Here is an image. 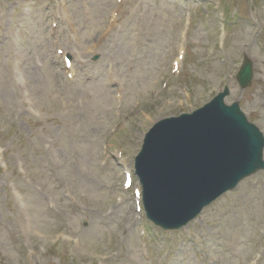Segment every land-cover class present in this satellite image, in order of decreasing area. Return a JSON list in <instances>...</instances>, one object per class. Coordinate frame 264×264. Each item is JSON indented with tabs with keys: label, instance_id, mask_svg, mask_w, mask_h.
Returning a JSON list of instances; mask_svg holds the SVG:
<instances>
[{
	"label": "rangeland",
	"instance_id": "1",
	"mask_svg": "<svg viewBox=\"0 0 264 264\" xmlns=\"http://www.w3.org/2000/svg\"><path fill=\"white\" fill-rule=\"evenodd\" d=\"M226 84L264 131V0H0V264H150L143 231L153 264H264V170L175 231L121 187L152 124Z\"/></svg>",
	"mask_w": 264,
	"mask_h": 264
},
{
	"label": "water",
	"instance_id": "2",
	"mask_svg": "<svg viewBox=\"0 0 264 264\" xmlns=\"http://www.w3.org/2000/svg\"><path fill=\"white\" fill-rule=\"evenodd\" d=\"M251 78L252 64L247 61L239 80L245 87ZM222 100L220 95L207 109L162 126L146 139L138 174L150 217L165 228L184 226L222 190L259 168L263 138L237 105L225 107ZM204 119L214 121L215 133L203 140L197 132ZM245 155L251 156V163L246 162ZM223 165L226 175L212 192L211 182L215 184ZM230 171L232 176L227 175Z\"/></svg>",
	"mask_w": 264,
	"mask_h": 264
},
{
	"label": "bare ground",
	"instance_id": "3",
	"mask_svg": "<svg viewBox=\"0 0 264 264\" xmlns=\"http://www.w3.org/2000/svg\"><path fill=\"white\" fill-rule=\"evenodd\" d=\"M245 159H246V162H249V163H251L252 162V160H251V156H246L245 155ZM226 172H227V170H226V165H223L222 167H221V169H220V171H219V173H218V176L216 177V179H215V184L214 183H212L211 182V185L214 187V188H212V192H214L220 185H221V180L223 179V177L226 175ZM232 174H233V171H230V172H228V176H232Z\"/></svg>",
	"mask_w": 264,
	"mask_h": 264
}]
</instances>
